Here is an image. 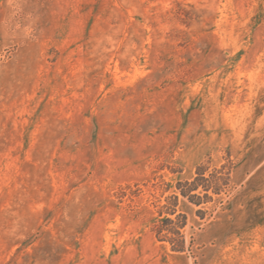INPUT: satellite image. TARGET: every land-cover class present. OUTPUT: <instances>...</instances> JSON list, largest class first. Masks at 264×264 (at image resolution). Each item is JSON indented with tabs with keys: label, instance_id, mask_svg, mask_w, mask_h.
<instances>
[{
	"label": "rangeland",
	"instance_id": "1",
	"mask_svg": "<svg viewBox=\"0 0 264 264\" xmlns=\"http://www.w3.org/2000/svg\"><path fill=\"white\" fill-rule=\"evenodd\" d=\"M206 160L172 251L155 204ZM0 264H264V0H0Z\"/></svg>",
	"mask_w": 264,
	"mask_h": 264
},
{
	"label": "trees",
	"instance_id": "2",
	"mask_svg": "<svg viewBox=\"0 0 264 264\" xmlns=\"http://www.w3.org/2000/svg\"><path fill=\"white\" fill-rule=\"evenodd\" d=\"M233 167L234 165L230 161L229 164L224 162L219 166L211 167L210 161L206 160L196 165L192 178L177 180L174 191L165 196L162 203L159 199L155 204L157 215L151 230L157 240L169 243L172 251L188 250L192 246L193 239L187 242L185 238L184 228L188 221L186 213L178 209L180 197L197 206L196 215L205 218L209 211L202 206L212 203L222 194H226L231 185ZM133 186L128 184L120 187L116 191L117 197L120 200L128 198L132 201L133 197L141 191L139 183H134ZM152 186L154 189L160 188L162 195L170 188V185L163 180L152 183ZM209 215L211 214L209 213Z\"/></svg>",
	"mask_w": 264,
	"mask_h": 264
},
{
	"label": "crops",
	"instance_id": "3",
	"mask_svg": "<svg viewBox=\"0 0 264 264\" xmlns=\"http://www.w3.org/2000/svg\"><path fill=\"white\" fill-rule=\"evenodd\" d=\"M225 235H228V236H249L251 234L229 233V234H225ZM214 236H217V234H215ZM229 241H233V240H231V239H226V240L220 239L219 241L218 240L216 241V244L218 247H221V246L223 247V246L227 245ZM253 242L254 241L252 239H241L239 241L237 240L236 245H235L237 248L236 251H244L246 247H252ZM205 248L204 249L208 252V255L204 256L205 262H210V261L215 260L218 256V253H215V251H213L212 249H207V245H205ZM235 258H237V257H235ZM251 258H252V255H251Z\"/></svg>",
	"mask_w": 264,
	"mask_h": 264
}]
</instances>
